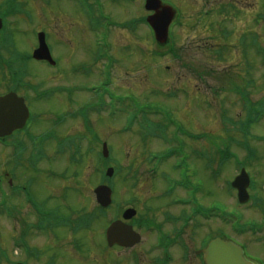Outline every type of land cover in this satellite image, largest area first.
<instances>
[{
	"label": "rangeland",
	"instance_id": "1",
	"mask_svg": "<svg viewBox=\"0 0 264 264\" xmlns=\"http://www.w3.org/2000/svg\"><path fill=\"white\" fill-rule=\"evenodd\" d=\"M10 1L11 0H0V7L4 10L7 9ZM49 1L50 0H16V2L22 3V7H24L25 10L33 9L31 11L35 17L34 23L36 24L39 22L38 25H40V28L51 32L52 28L56 30L52 34L50 42L53 45L54 54L61 64L58 70L68 69L69 71L64 73L59 72L57 74L59 83L56 84V82H53L51 85L48 81L51 79L50 75L53 73V69L46 64L43 65L41 62L31 61L28 68L26 65H23L27 69L28 79L32 81L33 84L45 83L47 87L59 85L61 83H66V85L76 84L81 86L89 84L91 86H97V80L91 79L95 80L91 81L88 79L92 75L88 77L79 72H75L76 75L70 74L71 67L69 66L81 59V53L85 54L84 49L80 47L82 46L81 42H83V35L89 36V41L94 39L93 35H91V37L86 34V29L80 30L70 24L71 21L76 22L78 18L79 21L81 18L85 21V16L82 12L78 13L76 11L77 7L70 0H63L59 3L53 2L52 5L48 4ZM103 1L104 0H102V2ZM107 1L109 0H105V2ZM163 1L172 4L177 10L178 7H180L183 12L186 11V17L191 16L192 19L195 20V17L199 16V13L196 12L201 10V5L206 0ZM230 1L236 3V14L233 15L232 11L231 20H228L230 21L228 30L233 35L230 41L219 38L216 42L217 44L219 42L229 44L227 52L224 53V57L221 59L219 56L218 58L215 56L213 47L208 48L210 45L207 47L208 42L204 43L205 39L210 40L211 37L198 25H196L198 30H194L191 25L187 24L186 26L183 24L182 28L177 25L173 29L174 23L171 26V33L173 32V34L170 36V40L168 41L169 45L167 46L155 42V39L151 36L143 23L138 24L134 29L122 28L116 25L110 29L109 38L110 41L115 44V55H117L120 60H118V64L115 68L118 69L121 63L120 69L125 71L129 76L132 75L128 71V68L137 71V76H135V79L138 81L137 86L132 87V89L142 103L165 107L174 117L176 116L178 119H184L186 127L192 133L208 136L206 141L201 143V151L194 156L195 159L200 158L202 161L200 160L194 166L191 164V158L188 157L186 150L181 146H176L178 153L171 160L166 161L163 171L172 179L183 178L192 189L201 186L202 201L206 207L216 202L218 203V207L234 215H238L239 209V213L242 215L244 221H259L263 215L262 210L253 206V202L248 205L238 206L236 203L237 200L234 199L235 196L231 197L235 192H233V189L231 186L229 187L227 183L234 177V174L240 171V168L233 162L234 158L225 162V164L221 166L222 170L219 166V155L217 157V163L215 165L213 164L212 167H206L205 161L206 150L209 151V149H213L214 153H216L219 147L224 148L225 145H227L230 151L238 157L235 161L246 160L249 162L250 152L246 148V145L250 146L251 149L255 150L257 153V158L252 160L253 163L251 165H246L245 167L251 175L252 181L257 186L252 193L264 200V139L252 137L248 140L251 135L246 128L234 131L233 127H231L232 125L222 120L224 113H226L225 115L227 117L235 120L246 117V110L252 104L251 101L258 103L264 101V64H261L262 61L258 48H254L251 43L253 37H258L262 40V44L264 45V26H259L254 23L256 15L260 12L262 0ZM144 2L145 0H135V2L119 3L113 6L112 2L109 1L104 8L107 13L111 15L114 14V17L117 19L116 21L123 20L127 22L142 18L149 14L146 10H143ZM209 2L211 4H209L205 11L214 8L217 10L221 9L216 3V0H211ZM191 3L196 4L191 9V12H187V10H189L188 6H190ZM55 6H58L59 9L55 14L61 18V25L65 26L70 24L69 26L62 27L60 25H55L54 27V25L51 26L48 20L45 22L44 17H42V19L39 18L42 16L43 12L46 11L49 12L50 16ZM211 13L213 14V11H211ZM220 15L221 14L218 15V13L215 12L211 17L212 19H207L206 29H211L213 35H219L220 27L218 30L214 31L211 26V21L213 20L214 22L215 18H220ZM46 16L48 17V15ZM178 19L179 16L176 21ZM184 22H189L188 18L183 19V23ZM38 25L29 24L24 14L10 15L8 17L7 34H9L10 37L9 53L12 56H20L28 47L31 48V44L36 41L33 30L34 27L36 28ZM60 33H64V36L61 37L64 42L61 44L58 43L56 36L58 34L60 37ZM65 35L69 36L68 42H65ZM240 37L245 38L247 47L240 43ZM64 43H69V45H62ZM71 45H76V47H72ZM117 46H120L121 49ZM172 47L180 50V58H176L175 55L171 53L170 49ZM78 48H81L80 52ZM152 50L167 51L169 53L157 59L152 53ZM95 54V52L87 54L89 59L86 56V59H88L86 63L94 66L95 70L98 71L94 60ZM18 63L21 65L20 62ZM198 69L200 73H202L201 76L198 75ZM235 78L236 84L232 81ZM245 80L249 82L246 83ZM116 86L117 88L120 87L119 84H116ZM237 86L238 88H244V90L250 92V102H245L243 96L234 90ZM43 88H41V90ZM128 90L129 89L124 88V90L121 89L120 91L125 92ZM174 92L177 96L171 97V93ZM32 108L33 113H36V121L40 123L41 126L37 127L36 123L33 124V122H31L30 125L33 129L37 128V131L42 133V129H46V125H49L53 121L54 114L65 112L70 109V105L64 97H59L57 100L50 98L45 102L32 106ZM95 126L96 129L108 138L110 144L113 146L111 159H116L118 164H121L120 167H117L118 172L112 179V182L119 188H122L123 185H131L133 182L132 178H130L131 173L127 169L128 166L135 163L139 165L141 169H143V166L145 168L146 165L155 167L163 158L161 154L158 156H145L146 149L139 143L137 136L119 135L117 131L120 128L118 129L114 122H107L104 125L103 122L100 123V121H98ZM66 128H69L70 132L55 129L60 137H64V134L67 133H69V135H74L81 130L84 132L80 123L70 124V127L67 126ZM62 129H64V127ZM250 131L252 135L264 137V117L253 125ZM230 135L234 136L235 141L229 140ZM184 139L193 141L187 136H185ZM243 140H248V142ZM150 147L153 148V146ZM11 151L12 149H6L0 146V175L2 174V168L7 164L5 162L8 161L12 163L11 158L9 159ZM47 152L48 158L45 159L47 161L38 164V170L31 169L30 167H21L17 172V180L22 183L28 179H33L36 184L37 178H39L44 185L36 188L34 185V192L39 201L49 196L51 197L48 207L54 208L62 206L63 202H65L64 206L67 211L69 210L68 212H75L79 209L91 211L93 208V195L91 194V190L99 182L97 174L92 172V166L95 162L94 157L97 158V156H91L89 161L79 165L75 162H69L67 155H59L54 150V146L50 148L48 146ZM149 159L150 161L143 165L144 161ZM51 163H53L54 166L51 165ZM48 168H57L58 170H65V168H67V175L64 178H55L48 173ZM211 169L215 172V175L211 174ZM41 170H46L48 176L46 177L45 173L36 175ZM74 172H79L80 177L73 178L72 175ZM164 181L166 182V180ZM157 184H162V182L158 180ZM67 185H70V187H77L78 189L69 188V192L65 195V192H63L61 188H66ZM128 188L130 187L128 186ZM7 190L9 191V188ZM65 197H68L67 201H64ZM4 228L7 229L8 232H16V235H19L17 223L7 220L0 212V251L4 249V245L9 246L4 244ZM35 234L36 233H33L31 235V243L34 246L38 244L42 246L40 244L44 241H39V235L38 239H34L36 236ZM52 235L54 238L55 234ZM86 235L79 236L80 241L82 242L83 240L84 242V252L100 250L101 243L97 241L93 245L89 242V236ZM48 237H50V235H47V238ZM47 238L44 237L43 239L47 240ZM254 246L253 252L264 256V248L258 242H254ZM9 249L10 252H14L15 256L14 247L11 245ZM94 256L95 258L99 257L96 254ZM101 259L102 258L99 257L100 263L106 264V260L102 259L101 261ZM111 262L113 261L109 263ZM89 263L95 264L92 262Z\"/></svg>",
	"mask_w": 264,
	"mask_h": 264
},
{
	"label": "flooded vegetation",
	"instance_id": "2",
	"mask_svg": "<svg viewBox=\"0 0 264 264\" xmlns=\"http://www.w3.org/2000/svg\"><path fill=\"white\" fill-rule=\"evenodd\" d=\"M189 153L192 154V151ZM19 170L20 168H3L8 184H14L13 180ZM11 171L13 176L10 175ZM101 180L99 178V182L91 190L92 210L75 211L85 216L83 220L73 212H68L64 206L65 202L62 206L50 209L51 215L40 216L41 225L34 239H38L39 235V241H44L40 244L42 246H34L30 241L32 233L25 230V209L23 201L19 198L25 187L23 184L16 192V201L9 198L5 200L7 211L12 212V215L6 216L17 223L19 235L4 228V244L9 246L4 245L1 251L2 264H101L99 257L106 260V264H208L207 249L212 238L224 237L227 233L218 231L216 217H211L205 224L202 223L198 189V192H194L193 199H187L181 183L157 184L152 178L136 177L135 181L128 185L130 188L127 186L114 189L115 204L103 207L95 196L96 187L105 184ZM37 183L31 181L32 185H42ZM69 188L78 189L67 185L65 190L69 191ZM128 209H132L133 214L129 219H125L124 214ZM33 216L38 219L39 215ZM8 218L7 220L11 221ZM86 218L92 219L89 222ZM113 220H123L132 227L129 245L120 242L109 244L106 229ZM61 228L65 230L64 235H61ZM52 234H55L54 238ZM47 235H50V240ZM80 235L89 236V242L93 245L97 241L101 243L100 250L84 252V242L82 239V242L80 241ZM44 237L47 240H44ZM11 245L14 247L15 256L14 252H10ZM95 254L99 257L95 258ZM110 261L113 262L109 263Z\"/></svg>",
	"mask_w": 264,
	"mask_h": 264
},
{
	"label": "water",
	"instance_id": "3",
	"mask_svg": "<svg viewBox=\"0 0 264 264\" xmlns=\"http://www.w3.org/2000/svg\"><path fill=\"white\" fill-rule=\"evenodd\" d=\"M148 6L150 8H153L156 11V14L149 18L151 23L153 24L156 33L158 35L159 41L161 43H164L167 36V28L169 23L172 20L173 14L168 7L163 6L158 0H149ZM2 28V22L0 20V29ZM35 57L41 58V59H48L50 60V55L48 53V47L45 43L43 35H41V46L39 50L36 51ZM12 98L14 96L6 97V99L0 100V133L5 134L6 129H12L13 127H16L14 125V119H20L25 120L27 119V109L25 105H20L19 109L15 110L13 109L12 105ZM25 110H24V107ZM22 125L21 121H19V126ZM246 177L245 173H243L241 176H239L235 182V185H238L240 181L242 182V178ZM246 182V181H244ZM241 188V187H240ZM240 197L242 200L247 199V193L243 192L240 193ZM219 257V256H218Z\"/></svg>",
	"mask_w": 264,
	"mask_h": 264
},
{
	"label": "bare ground",
	"instance_id": "4",
	"mask_svg": "<svg viewBox=\"0 0 264 264\" xmlns=\"http://www.w3.org/2000/svg\"><path fill=\"white\" fill-rule=\"evenodd\" d=\"M33 111V110H32ZM218 264V263H217Z\"/></svg>",
	"mask_w": 264,
	"mask_h": 264
}]
</instances>
